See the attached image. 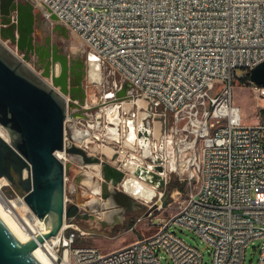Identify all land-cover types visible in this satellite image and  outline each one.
<instances>
[{"label":"built area","instance_id":"built-area-1","mask_svg":"<svg viewBox=\"0 0 264 264\" xmlns=\"http://www.w3.org/2000/svg\"><path fill=\"white\" fill-rule=\"evenodd\" d=\"M29 1L48 18L54 13L57 24L80 38L87 63L99 64L105 87L101 110L119 104L137 136L141 122L150 130L149 145H159L154 154L162 160L164 191L173 176L188 188L178 211L159 217L153 234L114 250L78 245L89 232L72 223L76 218L65 219L59 233L47 239L54 260L162 264L164 252L174 264H203L202 252L179 237L171 229L175 225L211 248L212 264H243L246 249L256 241L257 264H264V121H244L233 102L234 82L249 81L251 70L264 61V0ZM239 68L244 72L238 76ZM124 87L125 96H118ZM254 88L264 96V86ZM124 102L131 105L124 108ZM206 105H214V116H206ZM170 141L175 170L168 173ZM64 142L68 145L66 137ZM65 153L57 156L63 161ZM147 163L152 161L145 158ZM172 193L183 196L178 188ZM24 195L15 193V199L24 202ZM143 203L155 210L163 206L162 201ZM6 208L15 214L9 204Z\"/></svg>","mask_w":264,"mask_h":264},{"label":"water","instance_id":"water-1","mask_svg":"<svg viewBox=\"0 0 264 264\" xmlns=\"http://www.w3.org/2000/svg\"><path fill=\"white\" fill-rule=\"evenodd\" d=\"M34 10L29 0H0V34L23 51L20 57L0 39V127L8 134V138L0 135V177L25 192L24 202L43 222L44 231L23 243L0 217V264H40L32 254L39 243L56 236L65 219L90 216L80 211L82 206H86L85 202L82 205L78 202L68 205L66 202L67 164L57 156L58 151L80 155L83 165H101L102 184L109 186L111 183L116 187L111 192H100L98 195L103 199H108L114 190H119L118 185L126 175L125 171L111 165L104 154V158L100 159L88 155L75 144L65 146V120L68 108L73 107L66 96H78L76 86L71 85V79L75 77L76 81L80 65L71 64L70 59L59 53L57 46L49 42V38L45 45L34 41ZM15 13L16 23L13 17ZM50 19L55 22L57 16L52 13ZM9 23L16 25L14 30L3 28ZM54 30L65 29L61 24H56ZM38 54L39 64L44 65L43 76L50 77L52 84L27 64L31 55ZM90 58L94 57L90 55ZM249 78L253 83L264 86V61L251 70ZM125 91L126 87L117 95L125 96ZM149 136L150 130L141 122L137 137L142 150L150 147ZM121 153H126V150H121ZM166 155V171L171 173L175 170L172 141L167 145ZM143 157L152 161V164L144 166L142 159L140 164H136L133 174L155 189L162 188L164 168L161 158H154L151 154H143ZM116 159L119 156L115 152L111 160ZM24 171L27 176H24ZM124 194L127 199L133 200Z\"/></svg>","mask_w":264,"mask_h":264},{"label":"rangeland","instance_id":"rangeland-1","mask_svg":"<svg viewBox=\"0 0 264 264\" xmlns=\"http://www.w3.org/2000/svg\"><path fill=\"white\" fill-rule=\"evenodd\" d=\"M14 16V23H16V13ZM34 16V41L38 44L45 45L47 43V38H49V42L51 44H55L58 52L66 55L70 59L71 64L80 63L81 68L84 70L81 75L79 74L81 77L78 79V84H81L82 88L85 90L86 98L84 104H81L80 107L68 108V116L65 124V137L67 144L74 143L84 149L88 155L100 157V159L104 158V151H102L103 148H108L109 151H112L110 156L116 152L117 155L122 156L123 159H121V161L119 159L112 161L111 157L108 156L107 158L110 164L116 167L118 166L124 170L127 177H134L135 175H133L130 169H127L126 167L127 162L135 156L136 159L139 158L135 163L140 164V161L144 159V153L146 156H149V154L152 153V156L159 157L154 154V149H156L159 145L155 142L154 146L151 147L152 143H150V147L145 148L144 150H140L134 146L137 144V146L140 147L139 142H137L138 139L134 135L136 128L131 120L129 121L128 118L123 119L121 116V105H117L119 110L115 116H112L109 112L113 109V107H107L104 111L101 110L102 105L100 101L105 87L99 82L100 75L98 80L90 78L89 68L91 67H88L87 69V65L89 63L86 61V53L80 38L67 27L66 30H54L57 22H54L50 18L46 17L38 8H35ZM15 26V24L9 23L3 28H11L14 30ZM0 39L4 41L5 44L8 45L15 53L20 54V57H22L21 53H23V51L18 49L16 45H13L9 39L3 36V34H0ZM38 60V56L31 55V60H29L27 64L34 69L38 75L46 79V81H50L52 84V79L50 77L48 78L43 76L42 72L44 70V66L42 67ZM96 66L99 69V64H96ZM87 70L89 71L88 76L85 73ZM243 72L244 71L239 68L237 70V75L239 76ZM71 81V85L77 87L75 77H73ZM254 86V84L245 79H237L233 84V102L241 109L244 121L251 123L256 122L258 119L264 121V96L260 95L259 91H257ZM143 103L145 104V102ZM125 105L126 104H124V108L127 107V105ZM129 105L131 104L129 103ZM114 106L116 107V105ZM110 116L112 117L109 118ZM113 117L116 120H114ZM156 121L157 120H155V124L158 122ZM156 129L155 136H157L159 132L158 126H156ZM78 131H82V134H87L88 140L86 142L78 143L73 139V135ZM111 131H113L117 136H113L114 133ZM131 134L134 135L132 138L133 141L132 139L130 140ZM6 135L8 138L7 132ZM129 140V143L132 144L126 143ZM123 149H126V153L124 154L121 153V150ZM159 153L160 150L158 151V154ZM64 157L66 158L63 159V161L67 164L65 181L66 202L68 205L73 202H78L82 205L87 201L88 194L94 193L92 190L101 185L103 181L102 172L100 170L101 168L96 166L84 167L80 160V155L78 154L66 152ZM121 162L122 165H120ZM85 170L89 171L92 174V177L90 179H86L83 176L81 180V175ZM87 180L91 181L88 182ZM7 182L8 183L6 185L2 186L1 191L8 199H15V193H20L22 189L8 180ZM86 183L89 184V186ZM176 188L182 191L183 196L177 197L175 195L173 197L172 192ZM187 189V185L184 181H181L179 177L173 176L171 182L165 188V191L163 188L155 189V194H152L149 198V203L158 201L157 204H159L160 201H162L163 206L161 210L148 208L147 205L143 203V201L147 202L148 200L138 199L139 206L136 207V209H126L123 215L116 217L111 223L106 222L104 224L96 220L95 216L97 213H93V208L85 204L86 206H82L80 211L88 213L90 216L87 218H76L75 222L67 219V222L75 223L80 230L89 232V234L78 239L76 242L78 245H93L98 247L103 252L114 250L137 239L153 234L157 230V219L159 217L167 218L178 211L180 201L186 196ZM160 191L164 192L161 199H159ZM95 197L99 200V202L103 201L100 195L95 194ZM171 229L174 230L186 243L197 247L202 252L203 264H212L211 248L200 237H198L191 230L181 228L179 226L172 225ZM258 245L259 241H256L254 245H250L246 249L243 264H257L259 255ZM159 256L162 264H174L164 252H161Z\"/></svg>","mask_w":264,"mask_h":264},{"label":"bare ground","instance_id":"bare-ground-1","mask_svg":"<svg viewBox=\"0 0 264 264\" xmlns=\"http://www.w3.org/2000/svg\"><path fill=\"white\" fill-rule=\"evenodd\" d=\"M34 3L39 8V5L36 3V1H34ZM62 27H63V29L66 30L65 25H62ZM37 56L40 57L39 54ZM91 56H93V55L91 54ZM73 64H76V63H73ZM77 64L80 65V63H77ZM96 64H98V63L92 62V63L88 64L89 66L87 65V69H88V67H91V68H89L90 69L89 70L90 71V78L98 80L99 74H97V73H98L99 69L97 68ZM43 66L44 65H42V67ZM58 70H59V67L57 65L56 66V72H58ZM79 70H80V72H77L76 74L81 75L82 72L84 71L81 68V65L79 67ZM89 71L87 70L85 72L87 76H88ZM78 79L79 78L76 77V81H77L76 90H77L78 96L74 97V98H69L68 96H66V98L68 99V102L70 104H72L73 108H78V107H80V105L82 103L84 104V101L86 98L85 90L82 88L81 84H78ZM44 80H46V79H44ZM47 82L49 84H51L50 81H47ZM249 82L256 86V84L253 83L250 79H249ZM143 102L144 101L141 98H139L137 100V104L140 108L145 106V104ZM124 104H126L128 106L129 102H124ZM124 104H123V106H124ZM114 105H116V107ZM117 105H119V104H111L110 106H107L108 108L113 107V109H111V111H109L112 116H115L118 113L119 107ZM240 111H241V109H240ZM112 116H110L109 118H111ZM206 116H214V105H206ZM105 118H106V116H105ZM114 120H116V119L114 118ZM118 120H119V118H118ZM129 121H130V119H129ZM109 122H111V121H109ZM158 122L156 123L157 125L155 124V121L153 123V130L155 133L157 130L156 126H158V131H159V123ZM111 132H113V131H111ZM0 135H2L4 138H7L5 130L2 129L1 127H0ZM115 135L116 134L114 133L113 136H115ZM134 135L138 139L136 132ZM134 135L131 134L130 140L133 138ZM73 136H72L73 139L76 140L78 143H84L88 140L87 134H85V133L82 134V131L75 132V134ZM118 138H120V137H118ZM130 140L126 143H129ZM132 141H133V139H132ZM129 144H132V143H129ZM76 146H78V145H76ZM102 151H104L105 154L104 153L103 154L105 155L106 158L108 156H110V154L112 152V151H109L108 148L107 149L103 148ZM147 152H149V151H147ZM58 154H61V153H58ZM61 156H63V155L61 154ZM140 157H142V156H140ZM153 157H155V156H153ZM64 158H66V157H64ZM133 158H131L130 161L127 162V165H126L127 169L129 168L132 173L136 167L135 162H137V159H139V158L136 159L135 156H133ZM119 159L121 160L122 156H119ZM83 166L84 167L96 166L98 168L99 167L102 168L101 165L99 166V164H96V163L84 164ZM116 169H118V170L120 169L122 171V169L119 167H116ZM127 173H129V172H127ZM83 175L86 179H90L92 177V174L86 170L83 172ZM24 176H27L26 171H24ZM139 179L140 178L137 176L127 177L125 175L123 181L118 185L119 190L118 191L114 190V192L111 193V196L108 199H103L101 197L103 199L102 202H99V200L95 197V194H100V192H102L103 190H105V191L110 190V192H111L113 190V188H116V187H113L111 183L109 186H107L105 184H102L103 183L102 182L99 187L97 186L96 188H94L92 190V192H94V193L88 194V196H87L88 198H87V201L85 203H86V205H89L90 207L93 208V210L91 209L92 211H94L93 213H95V212L97 213V215L95 216L96 220L98 222H102L104 224L106 222L111 223L116 217H118V216L120 217L121 215H123V213L126 209H129V208L130 209H136V207L139 206L138 199H143V200L149 201L150 196L152 194H155V188L153 186H151L150 184L146 183L145 181H143L142 179H140V180ZM89 181H91V180H89ZM7 183L8 182H7L6 178L0 177V188L3 185H6ZM84 183H85V181H84ZM87 185L89 186V184H87ZM124 193L131 196L133 198V200H130L129 198L127 199V197L125 196ZM6 204H9L13 208L15 214L13 212H9L7 210ZM29 211L31 212L29 207L24 202H20L17 199H12L10 201L6 200V198L4 197V195L2 194V192L0 190V217L7 224V226L11 229V231L15 234V236L20 240V242H23V243L31 240V238L35 237L36 235H41L44 231L43 222L41 220H39L36 216H32ZM53 240H54V243L58 242L55 238ZM32 254L40 264H61V262L54 260V253H53L51 246H49L47 239L44 240L42 243H39L38 246L32 251Z\"/></svg>","mask_w":264,"mask_h":264},{"label":"trees","instance_id":"trees-1","mask_svg":"<svg viewBox=\"0 0 264 264\" xmlns=\"http://www.w3.org/2000/svg\"><path fill=\"white\" fill-rule=\"evenodd\" d=\"M242 79L248 80V77H244V78H242Z\"/></svg>","mask_w":264,"mask_h":264},{"label":"flooded vegetation","instance_id":"flooded-vegetation-1","mask_svg":"<svg viewBox=\"0 0 264 264\" xmlns=\"http://www.w3.org/2000/svg\"><path fill=\"white\" fill-rule=\"evenodd\" d=\"M77 78H80L81 76L80 75H76Z\"/></svg>","mask_w":264,"mask_h":264}]
</instances>
